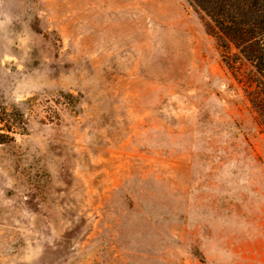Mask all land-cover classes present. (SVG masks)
<instances>
[{
	"label": "rangeland",
	"instance_id": "rangeland-1",
	"mask_svg": "<svg viewBox=\"0 0 264 264\" xmlns=\"http://www.w3.org/2000/svg\"><path fill=\"white\" fill-rule=\"evenodd\" d=\"M233 53L189 0H0V264H264Z\"/></svg>",
	"mask_w": 264,
	"mask_h": 264
},
{
	"label": "trees",
	"instance_id": "trees-1",
	"mask_svg": "<svg viewBox=\"0 0 264 264\" xmlns=\"http://www.w3.org/2000/svg\"><path fill=\"white\" fill-rule=\"evenodd\" d=\"M189 1L206 18L207 31L217 39L219 46L227 53L233 49V58L251 67L249 101L259 125L264 128V0ZM225 62L232 69L230 61ZM72 97L61 93L55 105L60 103L58 99L65 101ZM25 126L26 120L19 109L0 106V142L14 141V135L24 132Z\"/></svg>",
	"mask_w": 264,
	"mask_h": 264
}]
</instances>
